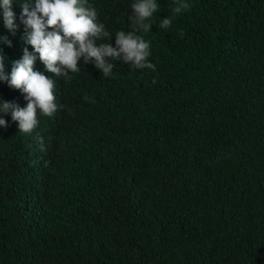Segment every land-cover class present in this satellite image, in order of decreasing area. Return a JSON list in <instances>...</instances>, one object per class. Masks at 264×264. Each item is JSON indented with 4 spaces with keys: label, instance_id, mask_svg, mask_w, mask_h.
Returning <instances> with one entry per match:
<instances>
[{
    "label": "trees",
    "instance_id": "16d2710c",
    "mask_svg": "<svg viewBox=\"0 0 264 264\" xmlns=\"http://www.w3.org/2000/svg\"><path fill=\"white\" fill-rule=\"evenodd\" d=\"M24 2L15 35L0 16L7 73L33 51ZM156 2L136 33L155 71L81 58L66 81L37 58L57 111L31 134L0 114V264H264V0ZM132 3L87 0L112 35L97 44L132 31ZM0 99L27 105L4 81Z\"/></svg>",
    "mask_w": 264,
    "mask_h": 264
},
{
    "label": "clouds",
    "instance_id": "9594fccd",
    "mask_svg": "<svg viewBox=\"0 0 264 264\" xmlns=\"http://www.w3.org/2000/svg\"><path fill=\"white\" fill-rule=\"evenodd\" d=\"M189 4L177 0L173 15L188 9ZM20 22L24 26L21 40L30 45L32 52L25 47L21 59L13 61L10 73L5 72V56L0 51V81L7 83L11 89L19 90L27 101L26 107L15 102L0 99V114L11 113L14 122H18L19 133L31 134L38 126V114L52 117L58 109L54 95L55 81L43 72L35 70L37 58L44 65V70L56 77L71 80L69 73H78V65L83 58L84 65L93 63L103 76L110 77L115 67L109 60H122L132 69L156 70L148 61L150 42L137 32L147 33L152 24L146 23L159 5L156 0H134L131 4L132 15L129 17L132 31H117L115 47L110 43L97 44L98 40L111 39V34L103 23L98 22V14L87 0H25L21 4ZM0 16L4 27L15 35L18 25L12 10V0H0ZM170 17L163 18L159 28L169 29ZM183 35V33H181ZM0 43L12 46L7 37H0ZM155 84L156 80L153 79ZM87 101V95L84 97ZM5 119L0 118V127L7 128ZM43 151V138L39 133L34 137Z\"/></svg>",
    "mask_w": 264,
    "mask_h": 264
}]
</instances>
